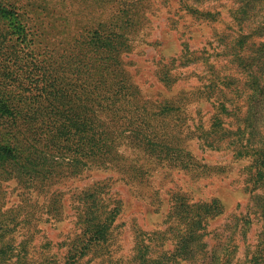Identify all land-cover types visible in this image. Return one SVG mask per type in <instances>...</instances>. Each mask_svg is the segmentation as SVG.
I'll use <instances>...</instances> for the list:
<instances>
[{
    "label": "rangeland",
    "instance_id": "rangeland-1",
    "mask_svg": "<svg viewBox=\"0 0 264 264\" xmlns=\"http://www.w3.org/2000/svg\"><path fill=\"white\" fill-rule=\"evenodd\" d=\"M102 2L105 8L97 9ZM124 3L133 19L125 34L128 48L120 55L122 69L114 72L120 78L106 75L119 93L126 86V100L116 105L105 129L117 136L118 159L84 163L81 156L75 164L82 170L64 173L50 189L39 180L0 178V214L9 210L0 225L17 216L9 224L15 249L0 264H66L73 235L80 232L79 200L95 184L101 187L97 192L103 203L117 209L105 240L77 264H193L194 257L183 258L179 239L188 213L206 204L210 211L202 228L195 226L205 231L201 245L194 244L196 264H215L216 257L224 264H254L256 257L262 264L264 156L253 153L264 139V125L255 140L247 141L245 133L243 148L235 150V135L211 132L217 103L209 90L222 74L231 73L235 88L228 97L242 104L255 87L250 74L231 62L237 54L234 39L247 35L253 24L232 18L235 0H67L66 20L56 14L57 27L49 32L50 51L56 57L77 56L75 38L81 30L114 14L123 17ZM243 40L239 45L247 46L242 51L250 42L258 47V37ZM133 123L140 124L153 144L124 140L136 136L128 131ZM162 140L167 146L158 143Z\"/></svg>",
    "mask_w": 264,
    "mask_h": 264
},
{
    "label": "trees",
    "instance_id": "trees-1",
    "mask_svg": "<svg viewBox=\"0 0 264 264\" xmlns=\"http://www.w3.org/2000/svg\"><path fill=\"white\" fill-rule=\"evenodd\" d=\"M235 1L237 6L232 11V18L242 22L249 21L253 25L247 28V35H238L234 39L232 46L237 54H232L231 62H237L250 74L255 87L249 89L250 93L247 91L242 104L239 103V98L235 100L228 97V92L235 88L233 84L236 78L231 73L222 74L209 90L217 103L211 132L220 133V137L235 135V150L240 151L245 133L248 135L245 138L247 141L254 139L256 132L260 133L264 125V79L261 81L264 78L261 69L264 68V0ZM66 2L67 0H0L2 179L15 178L19 182L39 180L50 189L59 180L56 178L64 173H67L66 176L75 175L82 170L83 166L75 164L81 162V156L84 163H103L105 160V163H114L118 159L116 155L119 154L114 150L117 136L105 129L109 128L106 121L116 114V105L120 100H126L122 93L126 86H119L122 88L119 93L116 85L108 83L106 75L118 73L117 70L123 67L120 55L128 48L125 34L133 26V19H129L126 9L128 4L124 3L123 17L114 14L115 18L100 19L81 30L75 38L77 56L61 54L56 57L53 50L50 51L49 32L57 27L56 14L66 20ZM104 3L96 5V8L103 10ZM249 37L259 38L258 47L254 48L253 42H250V48L242 51L247 45L239 44L244 42L243 38L246 41ZM113 76L115 79L120 78L118 74ZM234 93L239 96L238 92ZM227 104L230 105V110L227 109ZM232 125H235L234 129L231 128ZM97 131L106 135L96 134ZM128 131L136 133V136H124L125 141L132 137L139 146L153 144L154 140L141 129L140 124L133 123ZM236 142L240 144L236 145ZM158 143L167 146L163 140ZM111 152L114 154L109 157ZM253 154L258 158L264 156V139L254 146ZM98 185L90 186L91 193H88L89 189L82 192L84 196L80 198L81 204L77 208L80 232L73 235L66 264H77L83 255L105 240L117 208H110L103 203L97 192L100 187ZM57 190L55 188L53 192ZM56 194L55 199L60 200ZM209 211L210 205L206 204L200 211L188 213L185 234L180 235L179 250L184 249L185 259L194 257L191 259L193 264H196L197 258L194 244L201 245L205 234L202 231L204 229L197 231L195 226L197 224L200 226L198 228H202ZM7 212L9 210L1 213L0 217ZM16 217L13 215L0 225L1 260L2 256L15 249V238L11 235L14 229L9 224H15ZM244 229L241 227L240 234L244 233ZM6 260L7 258H3V261ZM215 260V264H224L221 258L216 257ZM254 264H259L256 257Z\"/></svg>",
    "mask_w": 264,
    "mask_h": 264
}]
</instances>
